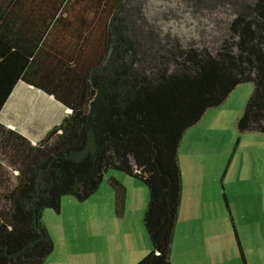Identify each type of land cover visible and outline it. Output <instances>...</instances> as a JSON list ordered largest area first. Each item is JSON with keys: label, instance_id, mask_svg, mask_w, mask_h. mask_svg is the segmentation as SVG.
<instances>
[{"label": "trees", "instance_id": "obj_1", "mask_svg": "<svg viewBox=\"0 0 264 264\" xmlns=\"http://www.w3.org/2000/svg\"><path fill=\"white\" fill-rule=\"evenodd\" d=\"M125 2L0 0V112L20 80L71 109L36 143L0 122V264H44L55 248L44 210L88 199L112 168L149 188L152 249L135 264H172L186 131L253 82L236 124L264 133V0L241 7L217 47L175 38L156 49L132 35ZM109 182L124 215L127 187Z\"/></svg>", "mask_w": 264, "mask_h": 264}, {"label": "rangeland", "instance_id": "obj_2", "mask_svg": "<svg viewBox=\"0 0 264 264\" xmlns=\"http://www.w3.org/2000/svg\"><path fill=\"white\" fill-rule=\"evenodd\" d=\"M250 1L126 0L121 14L132 26V35L147 47L152 44L156 49L162 41L175 38L184 45L217 47L228 32L230 20ZM253 89V82L239 84L228 104L238 101L240 95L236 104L241 102L244 108ZM17 106H20V115L15 123L34 124L40 130L60 122L65 116V109L58 110L56 106L51 109L43 100H22ZM213 133L210 132L214 137L211 158L203 154L188 159L187 152L182 154L183 167L189 163L193 171L184 177L185 182L189 179L186 182L187 203L184 202L176 224L174 263L213 264L217 262L215 257L224 253L223 264H264V250L260 249V244H255L256 239L264 238V207L263 210L261 207L262 203L264 205V133H241L237 124L234 128L232 120L224 121L222 130ZM205 166L206 174L200 172ZM120 174L126 176V182L120 179ZM110 176L127 187L124 215L117 212ZM192 181L196 183L195 188L201 190L195 200L189 192ZM149 199L145 182L113 168L107 171L99 189L88 199L81 201L73 195H64L60 212L52 208L44 210V222L55 242L44 264H129V253L136 247H151L144 224ZM238 206H241L242 216L233 217L230 209L235 211ZM201 214H210V221L201 222ZM236 224L245 259L235 236ZM200 255L207 259L196 262L195 258ZM183 257L191 258L193 263L189 260L184 263Z\"/></svg>", "mask_w": 264, "mask_h": 264}, {"label": "crops", "instance_id": "obj_3", "mask_svg": "<svg viewBox=\"0 0 264 264\" xmlns=\"http://www.w3.org/2000/svg\"><path fill=\"white\" fill-rule=\"evenodd\" d=\"M233 91L230 93L228 98L221 105L209 108L205 112L203 117L200 119V121L198 123H196L195 125H193L192 127H190L186 131V133L183 137V140H182V143H181L180 149H179V161H180V166H181V170H182V180L184 183L183 184V193H182V201H181V205H180L179 217H180V214H181L182 209H183V204L186 201V188H187L186 182H188V180H189V179H187V181L185 182L184 177L186 176L187 172L189 173L190 171H193L192 165H190L189 163H187L186 165H184L185 167H183L182 154H184V153L186 154V152H187L186 155H188L187 156L188 159H190L191 156H201L203 154L206 156H209L211 158V156L213 155L212 150L214 148V146H213L214 140H212V139L214 137L210 135V132L211 131H213L214 133L220 132L222 130L223 123L226 120H232V125L235 128L236 123H237V119L242 114L241 112L244 109L241 106V102L239 104H236L239 101L240 95L236 99L238 101H233L231 105L228 104V102H230V100L232 99L233 95H235V93H236ZM23 92H25V94L22 95ZM30 94H35L38 97H40L41 100H43L44 104L47 107H50L51 109H52V107L56 106L57 109L60 110V108L62 107L63 109H65V112H64L65 115H67L71 111V109L69 107H67L66 105H64L61 101L56 99L54 95L49 94V93L43 91L42 89L37 88L31 84H28L23 80H20L16 84L14 90L12 91L11 95L9 96L7 102L5 103L4 107L2 108V110L0 112V122L4 123L8 127L17 129L18 131H20L21 133L26 135L33 143H36L46 134V132L53 125H55L57 123H55L53 125L51 124L49 126H43L42 130L38 129V126H36L34 124L33 125L32 124H30V125L22 124L23 126H21V125H18L17 123H15V119L17 117H19V115H20L18 112V110L20 109V106H17L18 101H22V100L28 101L27 99H28ZM16 99H19V100L15 101ZM63 109H62V111H63ZM206 169H207L206 166L202 167L200 172H203L204 174H206L207 173ZM112 174L119 177L115 173H112ZM194 174H192V175H194ZM120 179L123 182H126V180H127L126 176H124L122 174H120ZM195 186H196V183L194 181H192V186L189 187V192H190V194L194 200L201 194V190L196 189ZM186 203H187V201H186ZM261 207L263 210V207H264L263 203L261 204ZM240 209H241V206H238L236 209L234 208L235 211H233V208L231 207L230 211H231L232 216L233 217H234V215L242 216L241 213H239ZM202 215H205V217H202ZM258 216H260V215H258ZM212 218H213V216H212ZM178 220H179V218H178ZM202 220L209 222L210 221V214L209 215L201 214L200 215V221L202 222ZM260 220H263V219L260 218ZM177 223H178V221H177ZM185 226H186V224H185ZM234 228H235L234 229L235 236H236V234L239 235L238 232H240V231L237 228V224L235 225ZM206 238H210V237H208L206 235ZM175 240H176V236L174 234V238H173V242H172V252H171L172 264H175L174 260H173V250H174ZM255 244H260V249L264 250V238L256 239ZM151 249H152V244H151V247L146 248V249H139L138 247H136L133 252L129 253V258H128L129 264H134L135 262H137L145 254H147ZM201 253L202 252H200V254ZM225 257L226 256L224 253L219 254L217 257H215L217 259V262L216 263L214 262L213 264H218L219 262L222 263L221 260ZM191 258H192V256H191ZM191 258L183 257L182 259L184 260V263L188 262L185 260H189L191 263H193L191 261L192 260ZM206 259H207V257L202 256V255L195 258L196 262L203 261Z\"/></svg>", "mask_w": 264, "mask_h": 264}]
</instances>
